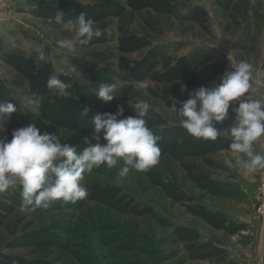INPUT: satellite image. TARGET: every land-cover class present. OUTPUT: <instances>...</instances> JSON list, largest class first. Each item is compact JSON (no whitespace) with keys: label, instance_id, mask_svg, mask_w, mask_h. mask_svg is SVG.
Here are the masks:
<instances>
[{"label":"rangeland","instance_id":"374dc122","mask_svg":"<svg viewBox=\"0 0 264 264\" xmlns=\"http://www.w3.org/2000/svg\"><path fill=\"white\" fill-rule=\"evenodd\" d=\"M57 10L66 19L87 13L103 35L60 49L57 41L75 34L48 25ZM240 60L254 67L247 98L264 101V0H0V102L17 107L0 137L35 124L83 151L84 137L98 142L92 117L120 106L135 116L140 101L161 137L157 165L123 178L122 160L101 165L75 203L22 212L19 186L0 193V264H264V170L225 166L245 158L229 149L231 108L217 141L193 137L168 110L170 97L215 86ZM52 73L70 84L69 98L47 89ZM113 82L121 88L112 102L93 93ZM33 93L44 97L35 110L26 104ZM255 151L264 155V137Z\"/></svg>","mask_w":264,"mask_h":264},{"label":"clouds","instance_id":"9594fccd","mask_svg":"<svg viewBox=\"0 0 264 264\" xmlns=\"http://www.w3.org/2000/svg\"><path fill=\"white\" fill-rule=\"evenodd\" d=\"M187 15L188 10L182 9ZM50 27H62L75 38L66 37L57 41V47L72 52L77 43L88 45L93 37H100L103 32L96 27V22L87 13H80L71 19L59 10L48 18ZM45 61L43 55H38L37 63ZM76 72L72 67L62 75L71 76ZM254 67L251 63L240 60L232 71L225 72L219 83L213 86H201L189 94L186 101L172 99L168 107L170 114L179 118V123L190 135L204 140L217 141L224 135L218 124L232 116V124L226 129L232 143L229 149L232 153L242 154L233 162L225 159L227 168L242 167L247 174L264 170V155L255 151V144L264 137V101L249 100L247 97L253 87ZM257 83L259 81L257 80ZM46 87L56 95L69 98L70 84L52 73L46 82ZM121 86L117 82L102 83L93 92L104 102H112L118 95ZM44 97L33 93L26 104L33 110L42 106ZM238 101V104L232 102ZM179 105V107L177 106ZM135 116H124V108L120 106L115 114L97 113L89 121L94 129L92 139L98 141L91 144L88 137L83 140L89 146L79 151L78 145L61 143L60 138L48 131H41L35 124L13 129L11 139L0 137V193L10 188H21L22 212H33L37 209H47L57 200L65 203H75L88 196L87 188L82 184L86 174L106 165L112 169L122 160L119 177L127 176L130 170L146 172L158 164L161 140L148 126L145 117L151 105L140 101L132 104ZM17 111L10 101L0 102V132H6L3 122L6 117ZM91 109L85 107L80 111L83 120L88 118ZM35 113V111H32ZM103 133L102 142L100 134Z\"/></svg>","mask_w":264,"mask_h":264},{"label":"built area","instance_id":"2783aa9c","mask_svg":"<svg viewBox=\"0 0 264 264\" xmlns=\"http://www.w3.org/2000/svg\"><path fill=\"white\" fill-rule=\"evenodd\" d=\"M260 210L263 212L264 211V202L262 203Z\"/></svg>","mask_w":264,"mask_h":264},{"label":"trees","instance_id":"16d2710c","mask_svg":"<svg viewBox=\"0 0 264 264\" xmlns=\"http://www.w3.org/2000/svg\"><path fill=\"white\" fill-rule=\"evenodd\" d=\"M28 63H30V62H28ZM35 69V68H34Z\"/></svg>","mask_w":264,"mask_h":264}]
</instances>
